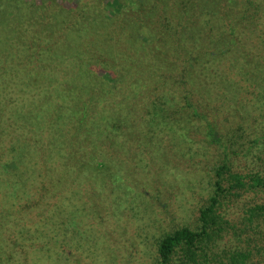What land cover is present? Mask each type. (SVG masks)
Listing matches in <instances>:
<instances>
[{
  "label": "trees",
  "instance_id": "1",
  "mask_svg": "<svg viewBox=\"0 0 264 264\" xmlns=\"http://www.w3.org/2000/svg\"><path fill=\"white\" fill-rule=\"evenodd\" d=\"M77 6L72 18L78 23L70 26L56 21L65 9L52 15L48 3L0 0V264L62 254L66 227L80 223L77 205L99 214L116 190L153 174L157 148L148 144L159 132L176 131L188 140L190 127L203 124L206 142L225 155L215 169V193L200 212V229L185 227L161 239L158 264H264V204L246 207L243 193L264 188V153L253 150L264 149V130L239 125V134L255 136L246 174L225 147L215 113L221 106L201 94L216 92L233 57L258 62L255 13L264 12V0H161L148 8L143 0H92ZM155 10L169 14L165 22L175 27L176 21V30L158 32L150 16ZM114 17L124 20L125 35L105 37ZM147 27L151 35L135 42L129 37L130 29L139 36ZM114 42L121 48L111 47ZM67 201L77 202L71 212ZM226 201L229 220L221 226ZM219 239L220 249L205 251Z\"/></svg>",
  "mask_w": 264,
  "mask_h": 264
},
{
  "label": "rangeland",
  "instance_id": "2",
  "mask_svg": "<svg viewBox=\"0 0 264 264\" xmlns=\"http://www.w3.org/2000/svg\"><path fill=\"white\" fill-rule=\"evenodd\" d=\"M24 1L28 5L48 3L52 7L50 10L52 15L57 14L55 10L58 8L65 9L64 14H58L60 20L56 21L73 26L78 23L75 18V20L72 18L76 14L77 5L84 3L85 6L87 1L92 0ZM160 1L143 0L147 8ZM106 12L105 16L113 15L112 12ZM255 14L260 16L257 21L258 16L253 14L251 16L253 21H256L254 26H257L259 30V33L255 35V37L258 36V46L254 48L258 62H255V56L247 57L240 54L233 57V66L231 65V69L225 71L223 82L217 85L216 92L211 95L201 92L206 97L212 98L213 104L221 106L216 108L215 113L219 115L218 121L225 147L230 159L234 161L237 159L240 162L239 167L245 169L246 174L252 167L245 165L244 159L251 150L255 136L248 132L239 134V125H243L242 129L256 126L255 130L258 128L260 131L264 130V12ZM150 16L156 18L152 20L158 32L159 30L166 32L176 30V21L175 27L165 22L169 14L165 15L155 10ZM119 18H111L110 29L104 31L107 33L105 37L111 38V32L114 36L125 35L124 20L120 21ZM247 22L251 24V20L248 19L246 25ZM136 30H129V37L134 42L136 39H143L145 35H151L149 27L138 31L143 34L139 36L136 35ZM155 35L156 38L159 37V34ZM125 37L127 40L128 36ZM117 43L114 42L111 47L119 46L118 49H120L121 45ZM244 51L251 50L243 48L240 50V52ZM219 93L223 95L216 98ZM222 99L228 101L223 103ZM232 101L235 102L232 103ZM244 118L249 120L247 125L241 122ZM194 125L195 123L191 126ZM196 126L189 129L191 133L188 136L189 141L177 137L176 131L169 134L166 130L157 133L158 135L151 141L152 144H148L157 148L153 174L144 175L137 180V185L130 183L133 186L132 189L116 190L115 194L108 197L109 202H102L104 206L99 214L96 211L87 213L86 209L77 205L75 215H79L80 223L66 227L64 242H61V248L58 247L62 254H55V258L51 259H48V256L42 258L33 255L34 264H57V262L59 264H158V245L164 236L185 227L192 230L200 229V212L209 205L210 198L215 193V169L222 164L225 155L223 149L206 142L205 125ZM144 128L149 127L145 125ZM200 128L202 130L198 131L197 129ZM254 149L259 154L264 153L262 147ZM145 163L144 167L150 165L148 161ZM118 169L120 166L116 160L114 172ZM225 188H228L226 184ZM243 193H245L246 207L264 204V188L246 190ZM103 194L109 195L110 191H104ZM67 203L66 211L71 212V206L77 202L67 201ZM224 203L219 210L221 226L224 221L229 220L227 214L225 215L227 201ZM235 226L239 229L240 224L235 223ZM215 228L217 227L213 226V229ZM260 240L264 244V238L260 237ZM53 244L54 242H49L47 248L53 251ZM215 246L218 249L221 248L220 239L207 244L204 249L214 251L217 250Z\"/></svg>",
  "mask_w": 264,
  "mask_h": 264
}]
</instances>
